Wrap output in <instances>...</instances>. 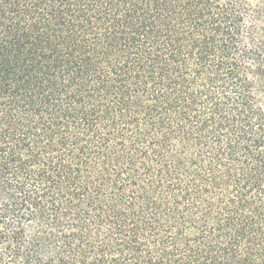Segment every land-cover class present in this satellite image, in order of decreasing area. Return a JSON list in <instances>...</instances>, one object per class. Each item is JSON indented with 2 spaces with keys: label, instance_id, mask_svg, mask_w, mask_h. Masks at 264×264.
Masks as SVG:
<instances>
[{
  "label": "trees",
  "instance_id": "trees-1",
  "mask_svg": "<svg viewBox=\"0 0 264 264\" xmlns=\"http://www.w3.org/2000/svg\"><path fill=\"white\" fill-rule=\"evenodd\" d=\"M0 264H264V0H0Z\"/></svg>",
  "mask_w": 264,
  "mask_h": 264
}]
</instances>
